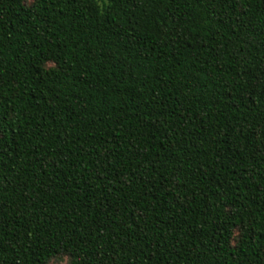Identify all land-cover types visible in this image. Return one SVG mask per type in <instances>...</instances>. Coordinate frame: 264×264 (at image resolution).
<instances>
[{
	"label": "trees",
	"instance_id": "obj_1",
	"mask_svg": "<svg viewBox=\"0 0 264 264\" xmlns=\"http://www.w3.org/2000/svg\"><path fill=\"white\" fill-rule=\"evenodd\" d=\"M264 264V0H0V264Z\"/></svg>",
	"mask_w": 264,
	"mask_h": 264
},
{
	"label": "rangeland",
	"instance_id": "obj_2",
	"mask_svg": "<svg viewBox=\"0 0 264 264\" xmlns=\"http://www.w3.org/2000/svg\"><path fill=\"white\" fill-rule=\"evenodd\" d=\"M57 264H63V262H61V263H57Z\"/></svg>",
	"mask_w": 264,
	"mask_h": 264
}]
</instances>
